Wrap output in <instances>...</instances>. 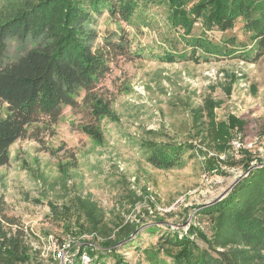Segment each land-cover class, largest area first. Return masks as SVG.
Segmentation results:
<instances>
[{"label": "rangeland", "instance_id": "1", "mask_svg": "<svg viewBox=\"0 0 264 264\" xmlns=\"http://www.w3.org/2000/svg\"><path fill=\"white\" fill-rule=\"evenodd\" d=\"M138 1L129 24L106 10L94 14L90 24L98 35L94 48L112 32L116 41L122 33L130 39V47L124 46L125 56L111 63L110 72L95 88L111 100L115 115L100 121L103 142L82 131L94 118L83 103L86 92L80 90L75 96L77 107L64 105L58 122L40 134V142L29 137L35 127L31 126L28 136L10 147L9 164L0 168V212L17 220L29 252L41 264H65L72 259L71 264H81L80 256L87 251H108L102 247L104 238L80 232L76 225L86 222L81 211L72 207L69 214L64 213L79 196L98 204L112 231L127 222L138 225L128 241L108 254L109 264L115 263L117 255L124 264H162L164 254L148 256L159 248L160 239L186 233L192 223L210 233L207 218L199 217L195 207L221 201L246 176L243 167L234 164L242 159L241 151L264 159V53L256 61L244 57L253 44L243 19L228 31L208 30L197 20L191 36H184L169 25V12L161 0ZM199 1L192 0L188 9ZM189 37H204L235 52L221 58L200 52L198 61L189 60ZM7 44L8 60L15 61L36 43L30 38H10ZM170 51L187 57L167 62L163 55ZM207 98L218 103L217 122L237 117L246 123L243 131L233 134L229 157L207 151L193 127V112ZM154 136L157 141L197 146L208 152L207 158L224 161L220 167L227 175L206 171L204 157L190 149L183 154L182 167H153L141 141ZM236 139L241 146L234 144L233 150ZM137 196L140 199L134 203ZM53 208L63 214L56 215ZM105 259L93 256L95 264H105Z\"/></svg>", "mask_w": 264, "mask_h": 264}, {"label": "trees", "instance_id": "2", "mask_svg": "<svg viewBox=\"0 0 264 264\" xmlns=\"http://www.w3.org/2000/svg\"><path fill=\"white\" fill-rule=\"evenodd\" d=\"M191 1L161 0L167 6L168 22L173 29L191 36L195 22L201 20L208 30L228 31L238 19H243L253 44L251 50L243 52L244 57L254 61L261 58L264 0H200L188 9ZM138 6V0H0V168L9 164L10 147L26 138L31 126L35 127L29 137L40 142V134L58 122L64 105L77 107L75 96L80 90H85L83 103L89 106L94 118L92 124L82 126V131L98 143L103 142L100 121L115 115L111 100L96 93L95 88L110 72L111 63L118 56H125L130 39L122 33L116 41V33L112 32L101 46L94 48L98 35L90 24L94 14L104 10L129 24ZM10 38H30L36 44L19 59L10 61ZM186 44L190 48L189 60L198 61L200 52L215 58L235 52L204 37H189ZM163 56L167 62L187 57L171 51ZM217 106L214 99L207 98L193 112V127L207 151L229 157L233 134L243 131L246 123L237 117L217 122ZM141 148L147 162L158 169L182 167L183 154L190 149L196 156L204 157L206 171L227 175L220 167L224 161L207 158L208 152L191 143L162 142L154 136L142 140ZM241 153L242 159L234 164L241 165L246 176L221 201L195 207L199 217L207 218L210 233L192 223L186 233L174 232L160 239L159 248L148 252V256L154 259L164 254L171 260L164 259L162 264H264V159L253 157L248 150ZM139 199L137 196L134 203ZM72 207L86 219L85 224L76 225L80 232L104 238L102 247L107 252L87 251L93 262V256L104 255L105 264H109L108 254L116 252L115 246L128 241L138 230V225L127 222L112 231L90 197H76L64 213L69 214ZM53 210L56 215L63 214ZM19 226L16 219L0 212V264H41L29 252L24 229ZM114 264H124L123 257L117 255Z\"/></svg>", "mask_w": 264, "mask_h": 264}, {"label": "built area", "instance_id": "3", "mask_svg": "<svg viewBox=\"0 0 264 264\" xmlns=\"http://www.w3.org/2000/svg\"><path fill=\"white\" fill-rule=\"evenodd\" d=\"M234 141H233V150H235L237 147L241 146L240 143H239V139H236ZM234 144H236L237 147H235ZM92 235L94 236L95 234H92ZM72 262H74V259L71 260V263ZM79 262L81 264H94V262L92 261V258L90 257V255H88V253H85L84 255L80 256V261ZM71 263H68V261H67L65 264H71Z\"/></svg>", "mask_w": 264, "mask_h": 264}, {"label": "water", "instance_id": "4", "mask_svg": "<svg viewBox=\"0 0 264 264\" xmlns=\"http://www.w3.org/2000/svg\"><path fill=\"white\" fill-rule=\"evenodd\" d=\"M229 191H230V190H229ZM229 191H228V192H229ZM228 192H227V193H228Z\"/></svg>", "mask_w": 264, "mask_h": 264}]
</instances>
